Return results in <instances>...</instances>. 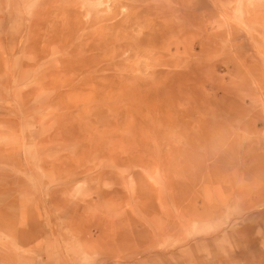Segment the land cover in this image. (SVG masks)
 Listing matches in <instances>:
<instances>
[{"label":"rangeland","instance_id":"obj_1","mask_svg":"<svg viewBox=\"0 0 264 264\" xmlns=\"http://www.w3.org/2000/svg\"><path fill=\"white\" fill-rule=\"evenodd\" d=\"M189 1L81 72L61 6L0 0V264H264V0Z\"/></svg>","mask_w":264,"mask_h":264},{"label":"bare ground","instance_id":"obj_2","mask_svg":"<svg viewBox=\"0 0 264 264\" xmlns=\"http://www.w3.org/2000/svg\"><path fill=\"white\" fill-rule=\"evenodd\" d=\"M53 1H54V4H58L59 9L61 6V10H60L61 14H60V17L58 18V24H59V26H58L59 30H57L58 36L61 39H66L69 37V41H72L71 45L69 46L70 50L67 49V51H71V53L68 54V58H65L64 61L62 60L63 62H61V64H67L68 65L69 62H72V61H68L70 58L75 59V60H77L76 63L78 65V71H81V72H84L87 70L93 71L94 70L93 67L96 66L95 64H98L100 62V60L103 63L106 61V60H103V58H102L103 54H105L106 52L101 51V50H103L101 48L103 46H105V45L101 46V44L104 42H102V43L99 42V41H101L100 40L101 38L99 39V37H101L102 32L99 33V32H97V30L101 29V31H102L103 30L102 28L105 27V25L108 26L110 22H111V29H113V30L110 29L111 31H118V30L119 31H121V30L125 31L126 29H129V28H132L131 30H133V27L134 28L138 27L141 25L142 22H147V21L151 20L152 18L158 19L160 21L161 19H164V18L166 19L169 17H174L175 14L177 12H179L180 10H183L185 12L184 16L187 17V18H185V20L188 19V16L190 17V15L188 13V8H189L188 5L190 4L189 0H167L166 2H163V0H128V2H126V3H122L119 1H115V0H107L106 2H103L101 0H92V1H97V2L92 4L91 7L88 6L90 8H87V9H83L82 8L83 5H81V4L83 2L89 1V0H63V1L53 0ZM171 3H173V5H171ZM72 4H74L75 7L78 6L79 9L76 10L73 7L71 8L70 6H72ZM80 5H81V7H79ZM189 6H191V4ZM101 7L102 8L104 7V8L101 9ZM81 18L82 19L86 18V19L82 20ZM117 18H118V20H116ZM159 18H161V19H159ZM188 21H189V19H188ZM156 22H157V20H156ZM171 22H172L171 20H165L162 23V20H161V23H162V26L164 27V30L168 31V33H169V31L174 32V30H175L174 23H171ZM152 24H154V23H152ZM152 24H151V27H152ZM158 24L159 23L157 22V25ZM95 25H96L97 29H95L96 31H94L93 30L94 28H93L92 29L94 31L93 33H91L92 31L90 33H87V34L80 33L81 31L85 30L86 28H89V27L92 28ZM187 25H190V24H187ZM183 26H185V25H183ZM105 28H108V27H105ZM109 28H110V26H109ZM115 29H117V30H115ZM182 29H184V28H182ZM182 29L180 27H177L176 32L177 33L180 32L179 34H181ZM108 31H109V29H108ZM119 31H118V33H120ZM122 31H121V33H125ZM109 33H110V31H109ZM112 34H113V32H112ZM116 35H118V34H116ZM118 36H120V35H118ZM108 38H110V37H108ZM125 38H127V37H125ZM155 38L157 39V37H155ZM128 40H130V39H128ZM104 41H106V40L104 39ZM113 41H114V39L111 40L112 43H113ZM74 42H78V43L80 42L81 44H83V43L87 44L88 43V45H87L88 49H85V50H86V52L90 53L89 57L84 56L85 50L81 51V52H78L79 51L78 50L76 52L75 48L73 47V45H75ZM115 42L113 45L114 47L117 44V43L115 44ZM129 42H131V41H129ZM106 43L110 46V43H108V42H106ZM120 46L123 47V44ZM110 48H111V46H110ZM114 57H115V55H114ZM108 61H110V60H108ZM108 65H109V63H108ZM68 66H71V65L69 64ZM75 71H77V70H75ZM73 73L72 74L68 73V74L71 75L70 77H72ZM181 76H180V78H181Z\"/></svg>","mask_w":264,"mask_h":264}]
</instances>
